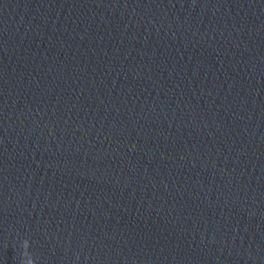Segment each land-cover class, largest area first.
<instances>
[{"label": "water", "instance_id": "95a60500", "mask_svg": "<svg viewBox=\"0 0 264 264\" xmlns=\"http://www.w3.org/2000/svg\"><path fill=\"white\" fill-rule=\"evenodd\" d=\"M0 264H264V0H0Z\"/></svg>", "mask_w": 264, "mask_h": 264}]
</instances>
